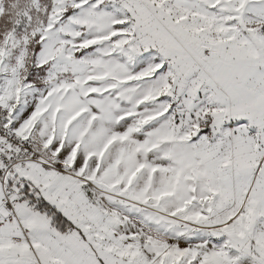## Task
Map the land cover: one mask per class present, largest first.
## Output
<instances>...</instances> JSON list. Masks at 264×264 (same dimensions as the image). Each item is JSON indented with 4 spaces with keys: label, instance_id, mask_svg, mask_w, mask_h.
I'll return each mask as SVG.
<instances>
[{
    "label": "snow or ice",
    "instance_id": "snow-or-ice-1",
    "mask_svg": "<svg viewBox=\"0 0 264 264\" xmlns=\"http://www.w3.org/2000/svg\"><path fill=\"white\" fill-rule=\"evenodd\" d=\"M0 264H264V0H0Z\"/></svg>",
    "mask_w": 264,
    "mask_h": 264
}]
</instances>
